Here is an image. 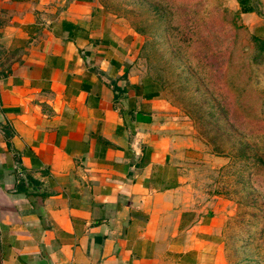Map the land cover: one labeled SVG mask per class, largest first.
<instances>
[{
  "label": "crops",
  "instance_id": "1",
  "mask_svg": "<svg viewBox=\"0 0 264 264\" xmlns=\"http://www.w3.org/2000/svg\"><path fill=\"white\" fill-rule=\"evenodd\" d=\"M242 2L264 44V0ZM139 47L96 0H0V264H228Z\"/></svg>",
  "mask_w": 264,
  "mask_h": 264
},
{
  "label": "rangeland",
  "instance_id": "2",
  "mask_svg": "<svg viewBox=\"0 0 264 264\" xmlns=\"http://www.w3.org/2000/svg\"><path fill=\"white\" fill-rule=\"evenodd\" d=\"M96 1L138 35L136 76L172 107L184 184L222 207L228 264H264V44L243 28L245 6Z\"/></svg>",
  "mask_w": 264,
  "mask_h": 264
},
{
  "label": "trees",
  "instance_id": "3",
  "mask_svg": "<svg viewBox=\"0 0 264 264\" xmlns=\"http://www.w3.org/2000/svg\"><path fill=\"white\" fill-rule=\"evenodd\" d=\"M242 1H243V0H238V3H240V4H241V3H243ZM243 10H246V7H245V8H243Z\"/></svg>",
  "mask_w": 264,
  "mask_h": 264
}]
</instances>
